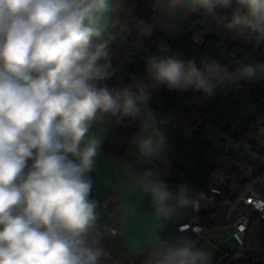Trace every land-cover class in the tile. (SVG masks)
Returning a JSON list of instances; mask_svg holds the SVG:
<instances>
[{"label": "clouds", "instance_id": "obj_1", "mask_svg": "<svg viewBox=\"0 0 264 264\" xmlns=\"http://www.w3.org/2000/svg\"><path fill=\"white\" fill-rule=\"evenodd\" d=\"M176 2L264 49V0ZM125 11V0H0V264H114L104 240L117 230L102 222L93 175L108 136L138 123L132 142L152 165L166 143L145 125L155 93L211 98L220 86L264 79V61L230 70L162 43L144 58L143 75L125 82L112 49ZM120 168L131 172L156 221L210 202L188 182L173 186L154 166L125 161ZM145 239L142 264H212V253L186 231Z\"/></svg>", "mask_w": 264, "mask_h": 264}, {"label": "trees", "instance_id": "obj_2", "mask_svg": "<svg viewBox=\"0 0 264 264\" xmlns=\"http://www.w3.org/2000/svg\"><path fill=\"white\" fill-rule=\"evenodd\" d=\"M157 2L125 0L126 11L112 45L114 63L125 82L132 74L143 75L144 58L157 54L162 43L182 51L185 59L198 64L216 61L230 70L242 61H264V49L242 43L198 13L174 39L160 33L142 37L138 26L153 25ZM151 109L157 132L166 138L158 160L171 165V184L188 182L204 191L214 173L227 180L217 201L197 214L204 230L227 225L242 195L251 192L264 200V79L220 86L211 98L197 91L162 89L153 95ZM139 127L126 122V126L115 128L101 151L123 156ZM177 232L164 225L160 237L166 239ZM146 246L136 264H142ZM213 264H264V219L254 213L242 245L232 250L218 246Z\"/></svg>", "mask_w": 264, "mask_h": 264}, {"label": "crops", "instance_id": "obj_3", "mask_svg": "<svg viewBox=\"0 0 264 264\" xmlns=\"http://www.w3.org/2000/svg\"><path fill=\"white\" fill-rule=\"evenodd\" d=\"M155 13V20L151 27L145 24L138 26L139 34L146 39L151 38L155 33L174 39L182 32L186 23L197 15L183 7H178L176 0H158ZM125 161L131 162L135 168L141 170L154 166L156 170L165 174L163 178L167 181L172 171L167 160H157L149 165L139 159L133 142L129 143L121 157L101 151L93 173L96 181L94 196L97 199L101 196L108 197L112 201L110 218L118 227V234L113 238L106 236L104 243L111 250L114 264H136L142 254L143 245L147 243L145 237L148 234L156 232L160 236L164 225L170 230L177 231V227L193 215V212L189 211L171 221H156L151 216V206L147 196L134 185L131 172L120 168ZM231 220L232 218L225 226L205 230L204 235L186 231L212 253V264L216 259L218 246L227 248L226 243L230 241L234 233Z\"/></svg>", "mask_w": 264, "mask_h": 264}, {"label": "built area", "instance_id": "obj_4", "mask_svg": "<svg viewBox=\"0 0 264 264\" xmlns=\"http://www.w3.org/2000/svg\"><path fill=\"white\" fill-rule=\"evenodd\" d=\"M226 184V178L219 173H214L208 178L204 192H206L210 197V202L208 203L209 205H213L217 201L223 187H225ZM98 200L101 202L102 222L115 228L117 230V235L118 227L110 218L112 201L110 198L104 196L99 197ZM257 205H259V207H257ZM254 213L259 214L264 219V200L255 196L251 192L246 195H242L232 209L231 224L234 228V233L232 234L230 241L226 243L229 250L236 249L242 245L243 236L248 230L251 217ZM197 214L198 212H193L192 217L177 227L178 231L189 230L196 235H204L205 230L201 227L199 221L197 220ZM114 236L110 237L113 238Z\"/></svg>", "mask_w": 264, "mask_h": 264}, {"label": "rangeland", "instance_id": "obj_5", "mask_svg": "<svg viewBox=\"0 0 264 264\" xmlns=\"http://www.w3.org/2000/svg\"><path fill=\"white\" fill-rule=\"evenodd\" d=\"M193 90H189V92H191ZM145 125L146 127L149 128V130L153 131L154 133L156 134H159L156 130V127H155V121H154V118L152 116H149L145 122Z\"/></svg>", "mask_w": 264, "mask_h": 264}, {"label": "snow or ice", "instance_id": "obj_6", "mask_svg": "<svg viewBox=\"0 0 264 264\" xmlns=\"http://www.w3.org/2000/svg\"><path fill=\"white\" fill-rule=\"evenodd\" d=\"M257 207H259V205H257Z\"/></svg>", "mask_w": 264, "mask_h": 264}]
</instances>
